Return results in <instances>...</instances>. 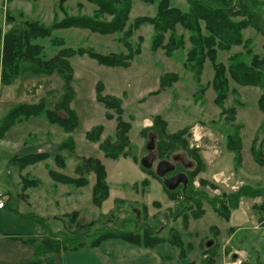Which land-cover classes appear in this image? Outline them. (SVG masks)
I'll return each mask as SVG.
<instances>
[{
    "label": "rangeland",
    "instance_id": "obj_1",
    "mask_svg": "<svg viewBox=\"0 0 264 264\" xmlns=\"http://www.w3.org/2000/svg\"><path fill=\"white\" fill-rule=\"evenodd\" d=\"M254 1L258 4L254 8L255 13L262 19L264 27L263 0ZM170 3L181 11L188 10L185 0H170ZM109 4L115 7L113 2ZM156 10L155 4L132 0L125 30L132 26L135 19L153 18ZM236 10L237 14H241L238 7ZM70 17L91 18L100 22L112 20V16L99 12L97 6L88 0H69L63 5H59L58 0H0V57L3 38L8 30L26 23H37L50 29ZM245 20L242 16L230 19L235 24ZM152 29L148 24H143L133 30L127 41L132 51L139 47L140 54L123 61L126 62L125 68L101 65L88 57L90 54L127 56L122 42L125 30L101 35L86 29H53L50 37L33 42L42 48L47 59L64 50L83 52L81 56L68 59L73 69L71 86L74 91L69 107L76 113L77 127L71 133H64L57 126L54 128L58 130V141H62L60 144L69 139L74 144L71 154L67 151L59 153L65 161L63 173L76 177L75 167L80 165L82 169L84 159L98 160L105 169L109 188V196L101 207H94L91 183L95 177L89 172L86 187L61 185L72 192V196L66 202H60L59 209L54 201H50V194L47 193L46 212L64 213L58 215L59 220L71 213L72 209H77L80 211L77 221L83 227L80 231L93 224L90 229L102 225L113 228L121 226L126 231L139 233V228L148 226L153 230L152 235L164 239L163 244L174 247L171 244L174 237L176 242L187 246L183 259L188 260L189 264H236L238 261L241 264H264V218L259 221V212L256 211L263 204L264 197L250 196L254 191H264V138L262 155L259 154L263 163L256 161L258 142L264 130V113L258 108L262 89L235 83L227 71L230 57L233 56H238V60L247 65L254 58L256 61L264 59V32L248 26L241 31L242 43L239 46L217 52L216 62L225 69L224 78L228 83L226 100L218 106L212 87V65L207 61L199 75L195 74L192 65L187 69L182 68L189 48L188 33L179 26L175 28L174 38L184 37L180 44L182 48L167 56L162 48L151 50ZM169 37V33L165 34L164 43ZM139 38L143 39L142 44ZM166 74H176L178 80L171 87L160 89L159 78ZM98 82L101 83L103 96L120 102L123 110L121 118L130 127L127 133L129 145L125 148L130 157L107 159L96 145L85 138L90 130L96 133L97 127H101L102 143L107 141L115 145L120 142L114 111H108L96 100ZM61 87L62 81L56 76L20 79L10 86L1 85L0 81V118L23 103L35 104L43 100L46 107L52 109ZM107 115L110 119H107ZM156 117L165 123L166 138L182 133L179 143L183 148L178 152L169 153L165 148H158L159 138L151 130ZM146 120L151 121L149 126L145 125ZM45 126L50 127L43 117L22 121L16 123L0 141L2 189H9L11 194L16 191L15 180L19 172L10 160L14 155H20L18 148L22 143L32 146L40 138L52 137V133L44 129ZM234 132L241 146L238 152L232 154L227 149L237 148V144L227 146V138L233 136ZM152 137L155 160L153 167L145 170L140 166V160L147 155L145 146ZM176 153L185 155L193 166L187 173V188L168 191L161 180L154 177L155 166L158 160L170 159ZM197 168L201 172L194 175ZM48 170H56L51 158L28 167L25 172L28 178L41 181V189L49 192L48 185L54 183L48 176ZM225 178L230 180L224 182ZM142 182H146L147 186H141ZM229 200H237L238 208L235 211L226 212L223 209ZM118 201L121 202L114 208ZM136 212L140 213V219H137ZM63 223L67 225L65 228L58 222V240H62L59 233L73 228L68 221ZM50 230L53 233L55 228L51 227ZM65 235L68 242L73 240ZM209 242L210 246H207Z\"/></svg>",
    "mask_w": 264,
    "mask_h": 264
},
{
    "label": "trees",
    "instance_id": "obj_2",
    "mask_svg": "<svg viewBox=\"0 0 264 264\" xmlns=\"http://www.w3.org/2000/svg\"><path fill=\"white\" fill-rule=\"evenodd\" d=\"M69 0H58L59 5H63ZM146 4H155L157 6L156 14L153 18L141 17L135 19L132 26L127 30L125 27L128 21V15L132 7V0H88L97 6L99 12L112 16L110 22H100L91 18L84 17H70L65 18L59 24L53 25L50 29L44 28L37 23H26L21 27H16L8 30L3 38L0 57V81L3 86H10L20 79L28 78H50L53 76L59 77L62 81L61 93L57 101L53 104L52 109H48L43 100L35 104H20L11 108L5 115L0 118V139L16 124L22 121H27L32 118L43 117L49 124L56 125L64 133H71L77 127V116L74 111L70 109V103L74 98V91L71 86L73 79V69L68 59L78 55H83L81 50L75 52L71 50L59 51L52 58H45L40 46H36L33 42L36 39L50 37L53 29H86L101 35L122 32L123 45L127 56H104L98 54H90L88 57L96 60L99 64L108 67H122L125 68L126 62L131 60L134 56L140 54V49L137 47L132 51L128 39L131 37L133 30L137 29L143 24H148L153 29L151 37V50L155 51L158 48L164 49L167 56H170L172 51L177 50L183 41V35L174 38L176 27H181L188 33L189 48L187 49L185 59L182 63V68L187 69L189 65L194 67V72L199 75L203 71L204 64L208 61L214 71V78L212 87L216 93L215 102L218 106L226 100L228 83L225 77V69L222 64L216 62L218 51H229L234 46H239L242 43L241 31L248 26H252L258 31L264 32L263 21L255 13V6L258 4L254 0H185L188 4L187 11H181L178 8L172 7L170 0H139ZM109 2H113L115 7H111ZM264 5V0L263 4ZM238 7L239 13L236 10ZM244 13V14H242ZM235 16L245 17L246 20L242 23H232L230 19ZM169 33L170 37L164 43L165 34ZM139 43H143V39L139 38ZM182 48V47H180ZM179 48V49H180ZM232 61V62H231ZM228 74L230 78L241 86L253 85L259 86L262 89L261 97L258 99V108L264 113V59L256 61L254 58L250 64H243L238 60V56L230 57V66H228ZM227 73V72H226ZM178 76L175 74H166L159 78L160 89L169 88L177 82ZM96 100L108 111H114L116 115L119 143L115 145L109 144L107 141L100 142V135L103 129L97 127L94 131L90 130L86 133L85 138L93 144H98L99 151L107 159L117 160L120 158L130 157L125 148L128 147L127 133L130 127L124 123L121 116L123 110L120 107L118 99L105 97L102 95V86L98 82L96 84ZM233 110V109H231ZM234 116V110L232 111ZM110 119V116H106ZM234 121V120H231ZM154 136L159 138L158 148H165L169 153L178 152L182 147L179 143L182 133H177L166 138L165 123L158 117L153 120V128L151 129ZM236 131V130H235ZM262 137L259 139L258 144V157L256 161L263 163L259 158L262 155V141L264 138V130L261 132ZM168 140V143H165ZM240 139L235 135L227 138V146L229 144L236 145L237 148L228 147V152L235 153L240 149ZM239 142V143H238ZM232 148V149H231ZM60 151H67L70 154L74 151V144L72 140H67L60 144L58 154L49 156L45 154L32 155L23 158H15V163L19 169H24L28 166L52 159L58 171L48 170L50 179L61 185L73 186L75 188H82L88 185L87 173L94 174V184L91 191V202L94 207L100 208L103 202L109 196V188L106 183V172L104 167L98 160L84 159L83 168L77 165L75 167L76 177L66 175L63 172L65 169L64 158L59 154ZM260 154V155H259ZM132 161L136 163L134 157ZM143 171V170H141ZM201 170L197 168V172ZM144 173V171H143ZM147 173V172H146ZM148 174V173H147ZM152 174H150L151 176ZM153 176V175H152ZM156 177V176H154ZM194 177V176H193ZM27 183H37L34 180L24 181V187ZM141 186H147L146 182H142ZM246 196V194H242ZM248 196V195H247ZM250 196L264 197V191H254ZM121 201L115 203L114 208ZM237 200L223 206L227 212L235 211L238 208ZM263 204L256 208L259 212V221L264 218V200ZM80 211L74 210L71 213L65 214V218L59 219L58 217L37 220L42 227L48 230L47 238L35 246L33 259L29 264H42L43 259L49 255L60 254L64 252H79L83 249H95L103 242L109 240H121L130 245L142 248H154L158 245L165 243L164 239L152 235L153 230L148 226L145 229L139 228V233H133L124 230L120 225L119 228H113L108 225H102L96 229L86 228L85 231H80L78 220V213ZM262 215H261V214ZM140 214V213H139ZM140 219V218H139ZM70 223L73 226L67 232L59 233L62 240H58V222L65 228L63 222ZM229 221V219H228ZM55 228L51 233L50 228ZM63 231V230H62ZM160 232V231H159ZM73 240H69L68 236ZM18 240L19 238H14ZM23 243L34 245L25 240ZM171 244L179 251V257L183 258L187 246L181 242H176L172 238ZM41 257L43 258L41 260Z\"/></svg>",
    "mask_w": 264,
    "mask_h": 264
},
{
    "label": "crops",
    "instance_id": "obj_3",
    "mask_svg": "<svg viewBox=\"0 0 264 264\" xmlns=\"http://www.w3.org/2000/svg\"><path fill=\"white\" fill-rule=\"evenodd\" d=\"M49 125V128L45 126L44 129L52 133L54 138H40L32 146H26V143H22L21 148H18L20 155H14L11 158L10 163L19 172L15 180L16 191L11 194L9 189L0 187V194L4 196V208L0 209V264H29L33 259L35 246L45 240L48 234V230L42 227L37 220L55 218L59 214H64L58 211L46 212L47 205L45 204L47 202L45 200H48L49 197L47 193L50 194V201H54L58 209L60 202H66L72 196V192L53 181L54 184L48 185L50 191L52 190L51 193L42 190L39 180L37 183H27L24 187V181L36 180L28 178L25 172L28 167L36 164L21 170L15 163V157L23 158L40 154L55 156L58 154L62 141H58V130L54 128L56 125ZM5 136L0 141H3ZM94 145L98 147V144ZM55 171L58 169L56 168ZM93 184L94 179L91 187ZM74 210L77 209H72V211ZM21 240L34 245L23 243ZM177 251L175 247L167 244H161L150 249L133 246L121 240H109L95 249L57 253L49 255L45 259L41 257V260L43 259L42 264H189L188 260L179 258Z\"/></svg>",
    "mask_w": 264,
    "mask_h": 264
},
{
    "label": "water",
    "instance_id": "obj_4",
    "mask_svg": "<svg viewBox=\"0 0 264 264\" xmlns=\"http://www.w3.org/2000/svg\"><path fill=\"white\" fill-rule=\"evenodd\" d=\"M147 150V155L141 158L140 165L145 170H150L153 166L155 156L153 154L155 150L154 145V138H149L148 143L145 146ZM181 160V156H175L173 157V161H159L155 166V175L160 178L163 182L164 187L168 191H174L179 185H183L184 187L188 183V179L186 175L184 174H176L170 178H165V175L173 172L175 170L174 167V161ZM184 162V161H182ZM207 246H210V243L207 244Z\"/></svg>",
    "mask_w": 264,
    "mask_h": 264
},
{
    "label": "flooded vegetation",
    "instance_id": "obj_5",
    "mask_svg": "<svg viewBox=\"0 0 264 264\" xmlns=\"http://www.w3.org/2000/svg\"><path fill=\"white\" fill-rule=\"evenodd\" d=\"M175 156H181L182 157V161H184V162H182L181 160L174 161L175 170L173 172L165 175V178H170V177H172V176H174L176 174H184V175H186V177L188 179L187 173L190 172V170L192 169V166H193L192 162L187 160L185 155H183L181 153L173 154L170 157V159H166V161L172 162L173 161V157H175ZM159 161L160 160H158L157 162H159ZM187 186H188V183H187V185L185 187L183 185H179L176 189H178L179 187H182L183 189H186Z\"/></svg>",
    "mask_w": 264,
    "mask_h": 264
},
{
    "label": "built area",
    "instance_id": "obj_6",
    "mask_svg": "<svg viewBox=\"0 0 264 264\" xmlns=\"http://www.w3.org/2000/svg\"><path fill=\"white\" fill-rule=\"evenodd\" d=\"M214 179H215V178H214ZM229 180H230V178H225V179H224V182H225V181H229ZM3 206H4V203H3L2 200H0V209L3 208Z\"/></svg>",
    "mask_w": 264,
    "mask_h": 264
},
{
    "label": "clouds",
    "instance_id": "obj_7",
    "mask_svg": "<svg viewBox=\"0 0 264 264\" xmlns=\"http://www.w3.org/2000/svg\"><path fill=\"white\" fill-rule=\"evenodd\" d=\"M150 124H151V121H150V120H146V121H145V125H146V126H149Z\"/></svg>",
    "mask_w": 264,
    "mask_h": 264
}]
</instances>
